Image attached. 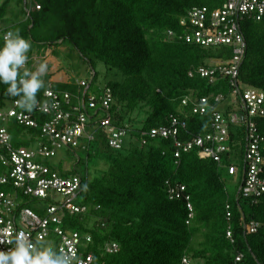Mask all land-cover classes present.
<instances>
[{
  "label": "trees",
  "instance_id": "16d2710c",
  "mask_svg": "<svg viewBox=\"0 0 264 264\" xmlns=\"http://www.w3.org/2000/svg\"><path fill=\"white\" fill-rule=\"evenodd\" d=\"M227 1L0 0V45L7 31L19 29L21 36L32 42L27 63L30 70L35 71L31 67L37 58L39 63L45 62L49 51L58 58V50L66 46L94 71L92 81H85L88 89L77 81L54 82L55 75L48 71L37 100L44 102L49 88L71 95L72 107H77L76 98L85 100L83 111L90 118L88 129L94 133L93 141H82V148H65L66 158L73 164L70 170L63 168V162L44 164L63 178H80L76 205L85 212L66 213L62 227L91 237L85 252L97 264H183L184 259L191 264H264V195L256 201L242 198L238 194L241 171L239 176L230 177L222 165L238 162L239 166V156L224 155L223 163L217 164L194 149L176 160L172 138L145 137L154 129L169 126L173 119L185 125L179 136L183 142L209 134L211 111L204 116L192 113V101L199 98L222 95L219 111L226 116L234 109L227 78L211 84L196 73L201 67L231 60L233 50L187 44L182 37L188 31L180 25L190 10L206 8L213 12ZM239 28L246 53L238 82L264 93V20L245 17L239 21ZM168 32L175 38L168 39ZM98 63L120 71L123 80L108 82L91 93L98 78ZM106 89L113 97L110 109L90 110L89 99L97 100ZM9 98L6 86L0 85V108ZM187 98L191 103L183 107L181 102ZM141 113L144 119L137 122L135 117ZM32 114L39 127L51 119L37 111ZM108 117L113 126L129 130L120 150L109 147L108 134L100 127ZM252 121L264 135V117ZM39 127L10 124L13 146L33 147L41 140ZM229 134L233 139L244 135L245 130L231 127ZM234 142L240 143L237 153L242 140ZM76 150L84 158L73 159ZM90 163L94 166L92 176ZM81 164L84 170L78 171ZM5 172L0 165V175ZM228 178L234 179L237 187L233 192L228 188ZM177 185L184 186L185 192L181 199L171 200L168 188ZM5 190L0 187V191ZM188 204L194 211L189 224ZM34 205L25 199L23 207L41 216ZM252 223L258 225L254 233L250 231ZM106 244H116L118 253H104Z\"/></svg>",
  "mask_w": 264,
  "mask_h": 264
},
{
  "label": "built area",
  "instance_id": "2783aa9c",
  "mask_svg": "<svg viewBox=\"0 0 264 264\" xmlns=\"http://www.w3.org/2000/svg\"><path fill=\"white\" fill-rule=\"evenodd\" d=\"M245 17L256 22L263 21L264 0H229L213 12L206 8H194L180 20V25L188 31L182 37L187 44L203 48L228 47L233 50L231 60L201 67L196 71L197 75L211 84L219 78L229 80L232 89L230 96L234 105L232 112L225 116L219 111L217 106L224 101L222 95L199 98L192 101V113L204 116L211 111L212 124L209 134L183 142L179 136L185 125L173 119L169 126L154 129L145 134V137L172 138L176 160L182 153L194 149L199 150L203 158L211 159L217 164L223 163L224 155H230L234 159L239 156V166L236 165L238 162L229 166L222 165L230 177L239 176L241 171L242 182L238 194L246 200L256 201L264 195V135L257 131L252 120L264 117V93L242 86L238 82V70L246 53V42L240 33L239 21ZM167 38L174 39L175 34L168 32ZM78 85L89 88L85 81L78 82ZM71 99V95L49 88L44 93L45 101L38 103L34 110L51 118L40 127L32 112L18 107L17 100L9 98L3 102L4 106L0 108V165L6 172L0 175V187H5L6 190L0 191V241H7L16 233L22 232L37 247L51 245L58 252L75 254L79 264H97L92 255L85 252L92 243L91 237L64 231L62 227L66 213L75 215L85 212V208L76 205L81 188L80 178H63L56 170L44 164L45 161L55 159L62 149H78L82 146V141L91 142L94 139V133L88 129L90 118L83 111L84 98H76L77 107L71 106ZM112 102V93L106 89L102 97L97 100L89 99L87 105L90 110L99 108L106 112ZM181 103L186 107L191 100L187 98ZM53 104L56 105L55 108L51 107ZM10 124L30 129L39 127L41 140L33 147L16 148L8 130ZM100 127L108 134L109 147L120 150L129 130L113 126L110 117L102 120ZM231 127L236 130L244 129L245 134L231 139ZM237 139H241L243 145L236 153V148L240 146V143L234 142ZM184 192L185 187L182 185L168 188L171 200L181 199ZM25 199L31 201L32 205L36 202L34 207L42 215L34 209L23 207ZM186 201L189 199L186 198ZM187 209L189 224L194 217V211L190 204ZM257 228V224L250 225L252 233L256 232ZM227 237L231 239L230 232ZM10 247L12 245L6 242L0 244V250ZM118 250L116 244H106L103 249L104 253L109 255L118 253ZM182 263L191 264L188 259H184Z\"/></svg>",
  "mask_w": 264,
  "mask_h": 264
},
{
  "label": "clouds",
  "instance_id": "9594fccd",
  "mask_svg": "<svg viewBox=\"0 0 264 264\" xmlns=\"http://www.w3.org/2000/svg\"><path fill=\"white\" fill-rule=\"evenodd\" d=\"M0 45V85L6 86V95L19 98L17 105L26 112H33L38 104L37 94L44 88L43 77L48 63L40 62L35 71L27 67L32 42L21 36L20 30H9ZM55 108L56 105H51ZM12 247L0 250V264H79L75 254L58 252L53 246L37 247L25 233H16L7 241Z\"/></svg>",
  "mask_w": 264,
  "mask_h": 264
},
{
  "label": "rangeland",
  "instance_id": "374dc122",
  "mask_svg": "<svg viewBox=\"0 0 264 264\" xmlns=\"http://www.w3.org/2000/svg\"><path fill=\"white\" fill-rule=\"evenodd\" d=\"M58 52V58L52 57L50 51L44 56V61L48 63V71H50L51 74L57 76V79H55V81L53 80L54 82H56V80L61 82H66L68 80L77 82L92 81L94 71L89 67V65H83L79 60H77L75 54L71 52L68 47L65 46L60 48ZM39 61L40 60L37 58L35 65L31 68L35 70L39 64ZM95 71L98 73V78L94 87L90 91L91 93L95 92L99 87H104L108 82H121L123 80V76L120 74V71L106 68L102 63L97 64ZM7 105H9V102H7ZM222 109L224 110V108ZM143 119L144 116L142 113L135 117L137 122H140ZM66 155V149H62L59 155L50 161L55 166L59 165L60 162H63V168L65 170H70V167L73 164L67 160ZM77 157L84 158V155L81 151L76 150V155L73 157V159H76ZM88 166L89 172L91 173L90 175L92 176V169L94 166L91 163ZM99 168H102V166L99 165ZM82 170H84L83 164L78 167V171ZM227 185L229 190L232 192L237 189V187L234 185V179L232 180L228 178Z\"/></svg>",
  "mask_w": 264,
  "mask_h": 264
},
{
  "label": "crops",
  "instance_id": "0c3cea01",
  "mask_svg": "<svg viewBox=\"0 0 264 264\" xmlns=\"http://www.w3.org/2000/svg\"><path fill=\"white\" fill-rule=\"evenodd\" d=\"M56 77H57V76H53V80H54V81H55V79H57ZM68 81H69V80H68ZM68 81H66V82H68ZM56 82L66 83V82H61V81H57V80H56Z\"/></svg>",
  "mask_w": 264,
  "mask_h": 264
}]
</instances>
